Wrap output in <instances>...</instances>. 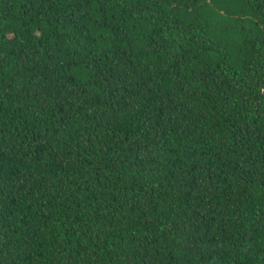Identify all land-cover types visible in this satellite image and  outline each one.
<instances>
[{
	"label": "trees",
	"instance_id": "16d2710c",
	"mask_svg": "<svg viewBox=\"0 0 264 264\" xmlns=\"http://www.w3.org/2000/svg\"><path fill=\"white\" fill-rule=\"evenodd\" d=\"M0 264H264V0H0Z\"/></svg>",
	"mask_w": 264,
	"mask_h": 264
}]
</instances>
